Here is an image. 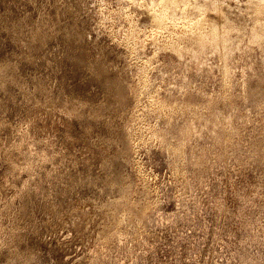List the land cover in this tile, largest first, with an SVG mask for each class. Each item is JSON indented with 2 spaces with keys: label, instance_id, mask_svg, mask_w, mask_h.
<instances>
[{
  "label": "rangeland",
  "instance_id": "rangeland-1",
  "mask_svg": "<svg viewBox=\"0 0 264 264\" xmlns=\"http://www.w3.org/2000/svg\"><path fill=\"white\" fill-rule=\"evenodd\" d=\"M253 1L0 0V264H264Z\"/></svg>",
  "mask_w": 264,
  "mask_h": 264
},
{
  "label": "bare ground",
  "instance_id": "bare-ground-1",
  "mask_svg": "<svg viewBox=\"0 0 264 264\" xmlns=\"http://www.w3.org/2000/svg\"><path fill=\"white\" fill-rule=\"evenodd\" d=\"M160 1L167 8L170 4L171 5L172 4H177L178 2L185 1V0H160ZM253 2H254V4H253L254 6L253 7H254L255 10L253 9L252 11L254 13H258L259 14L261 11H263V9H264V0H254ZM152 3H154V2H152ZM155 3H156V1H155ZM200 9H202V8H200ZM171 16H172V14H171ZM259 16H261V14ZM167 17H169V15H168L167 10H165V8H164L163 11H162V13L159 15V18H158L160 24H163L165 21H167L166 20ZM255 17H256V15H255ZM261 18H262V16L260 18H257L258 20L255 21L256 24L254 23L255 26L252 29V37H254V39L255 38H260V37L262 38V37H264V20L261 19ZM208 21L206 20V18H204L201 21L197 22L196 25L194 24L195 25V29L198 32V33L197 32L196 33L199 35L198 36L199 42H198V44L196 46H197V48H202L203 46H206L205 44H206L207 41H210L211 40V41L215 42V44L217 45V47H219V50H220V48H223L226 45V43L229 42L228 41V37L230 36V34H232L234 32L235 28L233 26L232 27H229V28H225L219 22L212 21V20H211V22L210 21L208 22ZM205 24H208V28H209L208 31L207 30L205 31L203 29V27H204ZM231 36H230V38H231ZM230 41H231V39H230ZM210 43H212V42H210Z\"/></svg>",
  "mask_w": 264,
  "mask_h": 264
}]
</instances>
